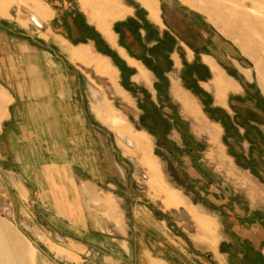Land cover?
<instances>
[{"label":"crops","instance_id":"crops-1","mask_svg":"<svg viewBox=\"0 0 264 264\" xmlns=\"http://www.w3.org/2000/svg\"><path fill=\"white\" fill-rule=\"evenodd\" d=\"M71 1L0 12V264H204L202 248L208 261L264 264V91L252 58L180 0ZM97 124L124 143L135 178L149 172L162 205V186L179 194L184 206L170 209L194 221V250L132 230L106 190L114 162ZM167 163L198 184L192 193L169 184ZM28 214L60 251L34 241Z\"/></svg>","mask_w":264,"mask_h":264},{"label":"rangeland","instance_id":"rangeland-1","mask_svg":"<svg viewBox=\"0 0 264 264\" xmlns=\"http://www.w3.org/2000/svg\"><path fill=\"white\" fill-rule=\"evenodd\" d=\"M11 1L12 0H0V12H2L6 7H9L8 5L11 3ZM47 1L54 2V0ZM66 1H69V3L72 4L71 0ZM180 1L184 2L185 5L193 7L194 9L204 13L211 19V21L215 23V25L218 27V29H220V31H222L224 35L230 37L235 43L242 47V49L252 58L256 69L258 82L264 91V0ZM66 4L69 6L67 2ZM61 8H64V4L61 5ZM118 121L119 120H114L115 123ZM97 125L98 130L101 129L99 131L101 132L100 136L102 137V147L106 146L105 151L107 152L108 156H113L114 162V167H112L114 174L113 177L111 176L114 181L112 182V188L107 189L106 187V190L112 191L116 195L115 201L125 212L126 221L132 228V230L138 235L141 234L142 231L145 232L146 240L151 245L154 244L153 241L158 242V234L164 231L173 241L175 240V237L177 239H181L184 243H186L189 250H194L195 247L187 238L191 235V237H193L194 239L196 237L195 235H197L194 221L191 219L190 215L183 209H170L184 206V202L179 194L170 190L169 187L165 184V187H161L160 193H158L157 196L162 195L161 199L164 207L166 209H170L165 210L159 199L151 195L154 191V185H152L151 181L145 180L146 176L150 178L149 172L147 174L144 173V175H137L138 179L135 178V170L133 166L129 165L124 156H122L124 143L114 136H111L110 140V134H106L104 132L105 129L99 124ZM1 153L2 158L6 159L7 151L2 150ZM101 153L104 154V151H100L98 149V154ZM157 154L162 157H172V154L167 149H158ZM173 161L177 164V168L181 170L182 173V163L177 161V159H174ZM170 168L171 166L169 165V163L164 166L167 177L172 175L170 172ZM104 170L105 168L102 167V176H104ZM172 178L169 184L172 185V187L176 190L178 189L180 191L183 190L184 186H186L187 190L183 191L187 194L192 193L194 191L193 188L198 185L197 183L191 181V179L185 174L182 175L181 179L178 177L176 178L173 175ZM242 181L243 184H247L246 179L243 178ZM167 192L172 194V196L174 197L172 201L174 202H172L169 198L164 197ZM6 201H8V199L1 198L0 204H8ZM195 202H197V199L195 200ZM210 212L211 214H215L213 210H211ZM142 213L146 214L144 216V221H141L140 218V214ZM192 215L193 217H195L196 213L192 212ZM134 217L135 220H133ZM28 218H32V222L34 225L30 228L31 230L29 232L30 234H32V238L34 239V241L37 242L40 246H42L44 242L48 243L50 247L49 249L55 254L58 252V250L60 251L61 246H59L55 241L53 233L46 230L40 223L41 217L39 215H36L34 217L33 215L28 214L26 219ZM159 220H164L162 221L161 225L158 222ZM171 226L173 227V229H171ZM135 239L136 240H134V248L138 251L139 244L137 242V237ZM207 241L211 245L214 244L212 237H210V239H208ZM41 248L45 252L50 251L44 246H42ZM67 249L69 248H66V251H63L67 253ZM202 251L203 253L201 254V260L204 264H226V262H223V259L219 258L218 260L216 259V262L210 260L208 261L205 257L207 253L206 250L202 248ZM209 253L211 254V251H209ZM49 256L53 258L52 253H50ZM102 263L103 260H100V264Z\"/></svg>","mask_w":264,"mask_h":264}]
</instances>
